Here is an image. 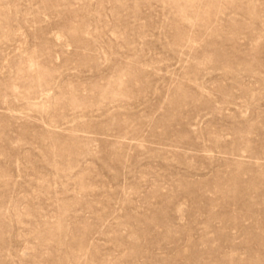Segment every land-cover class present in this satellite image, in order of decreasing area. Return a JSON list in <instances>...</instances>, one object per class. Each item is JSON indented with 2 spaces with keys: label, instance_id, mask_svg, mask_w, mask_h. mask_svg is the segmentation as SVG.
Wrapping results in <instances>:
<instances>
[{
  "label": "rangeland",
  "instance_id": "obj_1",
  "mask_svg": "<svg viewBox=\"0 0 264 264\" xmlns=\"http://www.w3.org/2000/svg\"><path fill=\"white\" fill-rule=\"evenodd\" d=\"M0 264H264V0H0Z\"/></svg>",
  "mask_w": 264,
  "mask_h": 264
}]
</instances>
